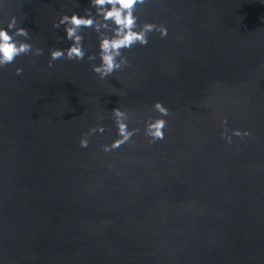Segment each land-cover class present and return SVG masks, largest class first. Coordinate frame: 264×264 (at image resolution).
Instances as JSON below:
<instances>
[{
  "label": "water",
  "instance_id": "1",
  "mask_svg": "<svg viewBox=\"0 0 264 264\" xmlns=\"http://www.w3.org/2000/svg\"><path fill=\"white\" fill-rule=\"evenodd\" d=\"M89 8L0 0V28L17 17L33 45L0 68V264H264V0H148L139 23L167 37L125 49L129 66L104 80L90 28L84 60L48 67L71 44L53 25ZM157 101L169 127L149 144ZM116 107L140 131L104 153ZM236 129L252 134L228 143Z\"/></svg>",
  "mask_w": 264,
  "mask_h": 264
},
{
  "label": "clouds",
  "instance_id": "2",
  "mask_svg": "<svg viewBox=\"0 0 264 264\" xmlns=\"http://www.w3.org/2000/svg\"><path fill=\"white\" fill-rule=\"evenodd\" d=\"M148 0H91L92 8L86 9L85 15L73 12L71 15L64 14L58 23L53 27L65 26L66 39L71 44L66 49L53 48L50 50V59L48 67H53L56 60L67 59L70 61H82L86 56L84 47L83 29H93L98 34L99 39V64H93L92 70L101 80L111 76L127 66H129L128 58L123 54L125 49H132L139 44L147 46L149 43V34L155 31L160 33L161 38L167 37L168 28L163 24L151 22L139 23L137 10L145 5ZM14 29V31H9ZM18 37H24L23 40ZM30 39L29 31L24 27H17V17L12 16L8 22L7 28H0V68L6 67L15 62L16 58L21 55H27L33 52V45L28 42ZM42 49L36 48L34 55H41ZM96 55L88 56L90 61L96 60ZM22 68L16 69V74L20 75ZM153 109L159 113V116H149L145 124L144 134L149 137V144L165 139V130L169 127L168 117L171 112L168 107L161 101H157L153 105ZM131 110H124L116 107L112 110V116L117 128V138L110 144L102 146L104 153H109L120 149L123 145L129 144L132 137L136 135L139 128H129ZM103 119V117H98ZM225 125L227 120L222 121ZM103 125L97 124L91 127L88 132L82 134L79 141L81 148L89 146V138L91 135L105 132ZM249 130L241 131L233 130L232 135H228L225 131L222 135L227 139L228 143L232 142V137L250 136Z\"/></svg>",
  "mask_w": 264,
  "mask_h": 264
}]
</instances>
